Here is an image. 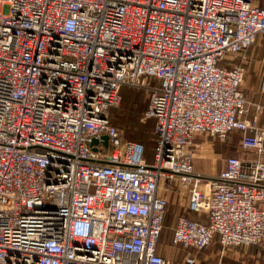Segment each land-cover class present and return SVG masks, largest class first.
<instances>
[{
	"label": "built area",
	"instance_id": "obj_1",
	"mask_svg": "<svg viewBox=\"0 0 264 264\" xmlns=\"http://www.w3.org/2000/svg\"><path fill=\"white\" fill-rule=\"evenodd\" d=\"M258 37L256 0H0V264H173L169 246L200 264L191 250L264 243V130L234 62ZM124 86L148 93L151 163L108 119ZM232 131L254 157L196 174L195 137ZM168 194L186 205L163 248Z\"/></svg>",
	"mask_w": 264,
	"mask_h": 264
},
{
	"label": "crops",
	"instance_id": "obj_2",
	"mask_svg": "<svg viewBox=\"0 0 264 264\" xmlns=\"http://www.w3.org/2000/svg\"><path fill=\"white\" fill-rule=\"evenodd\" d=\"M261 5L264 6L263 4ZM240 59V62L243 65L242 67L245 70L244 80L241 87L248 109V112L243 118L246 120H253V118H256V126L264 130V38L258 37L256 42L242 54V58ZM152 86H158V83L155 81ZM146 109L147 105L144 108V112ZM140 122L143 123L142 119ZM147 124L149 130L138 134L144 136H148L149 133L153 134L154 120L149 119ZM242 138L243 133L238 131L230 132L224 141L211 138L204 139L202 135L196 136L194 139V146H201V144L205 143L208 154L203 157L198 153V150H194L193 165L195 173L203 178H215L224 169L226 158L235 157L244 160L253 158L254 155L247 154L241 150L240 142ZM153 150L154 143H152V154ZM152 159L153 155L149 160L146 158L145 149V162L151 163ZM259 159L264 161V156ZM171 199L174 201L176 197L173 194H168L169 203ZM193 251L191 252L193 257L200 264H264V243L246 248L223 250L221 246L215 242L205 251Z\"/></svg>",
	"mask_w": 264,
	"mask_h": 264
},
{
	"label": "rangeland",
	"instance_id": "obj_3",
	"mask_svg": "<svg viewBox=\"0 0 264 264\" xmlns=\"http://www.w3.org/2000/svg\"><path fill=\"white\" fill-rule=\"evenodd\" d=\"M256 3H259L260 5L261 4L264 5V0H256ZM262 38H264V37H262ZM240 60H241L240 58L236 57L234 62L236 64H239ZM148 82L151 85H153L155 81L149 80ZM121 91L123 94H127V92H128V100H127L126 104L125 103L123 104V97H122V93H121V102L117 108L111 109L109 111L108 119L112 125H115L119 128L126 126L125 131L127 132V135L130 134L133 136V135L138 134L139 132L137 130L131 128V126H130V122H131L130 119L132 117V112L134 109L137 110L140 107H142V109L144 110L145 106L148 103V93L143 88H136L135 90H132L128 86H124ZM133 96H137V98L140 99L137 102V106H133ZM112 112H114L113 115H112ZM117 116L120 119L118 121H115ZM142 121H143V123L144 122L147 123V121H149V119H147V120L142 119ZM116 124H123V126H120V125L118 126ZM152 135H153L152 133H149L148 136H146L150 142V144H148V147L144 145L145 149H146V158L148 160L151 159V157L153 155L152 154V143H153ZM202 137L204 139L205 138H208V139L211 138V139L218 140L217 138H213L210 136H202ZM136 142H139V141H136ZM203 142H205V141H203ZM193 146H194V144H193ZM193 146L191 148L193 151V154L195 153L194 150H198V153L203 157H205L208 154L205 143L201 144V146H194V147ZM185 205H186V199L185 198L181 199L180 202L178 201L177 197L174 201L172 199L170 200L169 206L167 208L166 217H165L166 227H164L163 233H162L161 238H160V246H162L163 248L170 244L171 229H172V226L174 224V220L177 216L183 215L185 213L184 212V206ZM192 251L193 250H191V252ZM183 254H184L183 251H179L178 249L176 250L170 246L166 249L167 259H169L173 264H182Z\"/></svg>",
	"mask_w": 264,
	"mask_h": 264
},
{
	"label": "trees",
	"instance_id": "obj_4",
	"mask_svg": "<svg viewBox=\"0 0 264 264\" xmlns=\"http://www.w3.org/2000/svg\"><path fill=\"white\" fill-rule=\"evenodd\" d=\"M122 90V89H121ZM122 93V91H120V94ZM122 97H123V104L125 103L126 104V102H127V100H128V94H123L122 95ZM140 99L139 98H137V96H133V106H137V102L139 101ZM144 110L142 109V107H140V108H138L137 110H133V112H132V117H131V119H130V126H131V128H133V129H135V130H137L139 133H144V132H146L147 130H149L148 129V124L147 123H141L140 121H141V119H143V116H144ZM114 114V112H112V115ZM114 117V116H113ZM114 119V118H113ZM120 118L117 116L116 117V120L115 121H118ZM116 125H120V126H123V124H116ZM127 138H128V140H130V141H134V142H136V141H139V143H141V144H143V145H145V146H147L148 147V144H150V142H149V140L147 139V137L146 136H144V135H142V134H136V135H133V137H132V135H130V134H128V136H127ZM149 142V143H148ZM150 146V145H149ZM166 217V216H165ZM164 227H166V223H165V219H164V224H163V229H164ZM162 233H163V231H162ZM162 235V234H161ZM161 238V237H160ZM159 243H160V241H159Z\"/></svg>",
	"mask_w": 264,
	"mask_h": 264
},
{
	"label": "water",
	"instance_id": "obj_5",
	"mask_svg": "<svg viewBox=\"0 0 264 264\" xmlns=\"http://www.w3.org/2000/svg\"><path fill=\"white\" fill-rule=\"evenodd\" d=\"M102 140H103V145H104L105 147H107V145H108V137H107V136H103V137H102ZM96 144H97V140L94 139V140L91 142V145L94 146V145H96ZM94 150H95V149H94Z\"/></svg>",
	"mask_w": 264,
	"mask_h": 264
}]
</instances>
